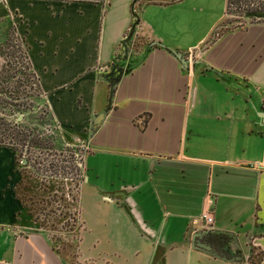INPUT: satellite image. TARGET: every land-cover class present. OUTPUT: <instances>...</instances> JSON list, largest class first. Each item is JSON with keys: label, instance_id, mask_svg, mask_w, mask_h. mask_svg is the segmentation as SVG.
Returning <instances> with one entry per match:
<instances>
[{"label": "crops", "instance_id": "1", "mask_svg": "<svg viewBox=\"0 0 264 264\" xmlns=\"http://www.w3.org/2000/svg\"><path fill=\"white\" fill-rule=\"evenodd\" d=\"M224 5L0 0L56 142L83 150L75 202L117 217L112 257L83 260L77 238L74 264H264V23L212 35ZM19 175L0 146V264H69L15 196Z\"/></svg>", "mask_w": 264, "mask_h": 264}, {"label": "rangeland", "instance_id": "2", "mask_svg": "<svg viewBox=\"0 0 264 264\" xmlns=\"http://www.w3.org/2000/svg\"><path fill=\"white\" fill-rule=\"evenodd\" d=\"M256 1L264 2V0H233L225 11L223 19L214 28V33L237 25L264 23L261 20L249 22L242 16L244 9L255 5ZM7 15L0 16V82L6 84V88L13 90L21 98L17 101L27 100L28 105L30 104L28 107H23L25 109L22 110L21 115L23 121L32 127L33 134H38L43 141L49 139V135L53 137L50 149L40 141L38 146L28 147L27 150L22 148L15 154L11 153L13 164L20 174L19 182L14 187L15 196L37 228L41 229L52 242L55 252L66 258L69 264L75 263L74 242L77 238V253L83 257V260L91 256L95 258L96 254L109 260L112 257L111 252L117 248L111 230L117 217L109 208L107 209L96 199H87V195L83 193L75 202L77 184L82 176L80 163L83 150L76 144L70 147L56 142L55 124L46 121V117L42 115V111L45 110L43 97L33 86H30L33 83L24 77L23 68L17 62L10 61L11 59L14 61L13 57L17 55L13 39L16 38L21 44L23 43L14 28L16 18L11 13ZM128 34L120 42L123 49L126 42H129L128 46L131 44L127 41ZM134 36L138 37L137 34ZM111 66L116 70L113 76L117 75V71L122 70L119 69L120 65L117 62L112 63ZM56 152L69 158L64 162H57L52 154ZM24 159H27L26 163H23ZM68 159L74 162L75 171L68 169ZM60 164L64 167L61 170H59ZM53 167L57 168L55 173L51 171Z\"/></svg>", "mask_w": 264, "mask_h": 264}, {"label": "trees", "instance_id": "3", "mask_svg": "<svg viewBox=\"0 0 264 264\" xmlns=\"http://www.w3.org/2000/svg\"><path fill=\"white\" fill-rule=\"evenodd\" d=\"M232 2L233 0H225L224 13ZM242 16L245 19H248L249 22L251 20L264 21V2L256 1L255 5L244 9ZM239 26L241 25H237L235 27ZM214 32L215 31L213 29L212 35H214ZM13 43L15 45V48L17 49V55L16 57H13L14 61L12 59L10 61L17 62V64H19V66L23 68L22 73L24 74V77H27L28 80L33 83L30 86H33L39 93L36 84V79L32 74L26 59L25 48L24 46H22L23 44H21L20 40H17L16 38L13 39ZM140 58L141 56L138 59L127 63L125 66V70H128L130 67H132L135 63L138 62ZM118 63L119 65H121L122 62L120 61ZM113 81L114 79L112 80L109 86L113 84ZM5 85L4 83L0 82V146L6 147L13 154L19 152L22 148L24 150H27L28 147L38 146V144H40L41 142H43L46 148L50 149L53 143V137L49 135V139H46L45 141L41 140L38 134H33L32 127L22 119V110L25 109L23 107H28L30 104L28 105L27 100H23V102L17 101L21 98L18 97V95L14 93L13 90H9L8 88H6ZM44 107L45 110L42 111V115L46 117V121H51L46 106L44 105ZM52 154L55 156L57 162H64L66 158H69V156H63L60 152ZM26 162L27 159H24L23 163ZM67 162L68 169H71V171H75L76 169L74 162L69 159ZM62 168L64 167L60 164L59 170H61ZM51 171L55 173L57 171V168L53 167Z\"/></svg>", "mask_w": 264, "mask_h": 264}, {"label": "built area", "instance_id": "4", "mask_svg": "<svg viewBox=\"0 0 264 264\" xmlns=\"http://www.w3.org/2000/svg\"><path fill=\"white\" fill-rule=\"evenodd\" d=\"M186 62H187L188 64L191 63V61L189 60V58L186 60ZM105 199H107V198H105ZM194 220H195V221H200V222H202L203 224H209L210 221H211V218H210V216L208 215L207 212H202V213H200L196 218H193L192 222H193Z\"/></svg>", "mask_w": 264, "mask_h": 264}, {"label": "water", "instance_id": "5", "mask_svg": "<svg viewBox=\"0 0 264 264\" xmlns=\"http://www.w3.org/2000/svg\"><path fill=\"white\" fill-rule=\"evenodd\" d=\"M176 56H177L178 59H181V57H180L178 54H176ZM181 60H182V59H181Z\"/></svg>", "mask_w": 264, "mask_h": 264}]
</instances>
